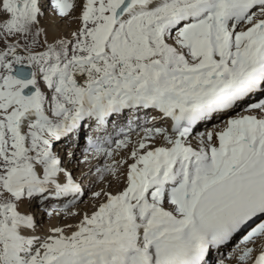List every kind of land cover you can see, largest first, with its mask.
Masks as SVG:
<instances>
[{"label": "snow or ice", "instance_id": "1", "mask_svg": "<svg viewBox=\"0 0 264 264\" xmlns=\"http://www.w3.org/2000/svg\"><path fill=\"white\" fill-rule=\"evenodd\" d=\"M0 264H264V0H0Z\"/></svg>", "mask_w": 264, "mask_h": 264}]
</instances>
